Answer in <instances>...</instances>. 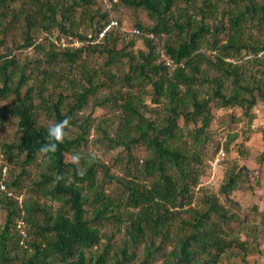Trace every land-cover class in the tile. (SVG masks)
Wrapping results in <instances>:
<instances>
[{
  "label": "trees",
  "instance_id": "16d2710c",
  "mask_svg": "<svg viewBox=\"0 0 264 264\" xmlns=\"http://www.w3.org/2000/svg\"><path fill=\"white\" fill-rule=\"evenodd\" d=\"M108 1L112 6L119 0ZM121 2L143 8L153 24L138 22V34L114 25L101 36L111 20L108 12L92 9L97 0H0V47L5 35L12 38L0 50V101L10 100L0 106V130L11 122L17 127L11 140L0 142V264H218L236 247L248 254L239 237L245 222L232 228L237 215L215 193L196 199L195 189L209 175L201 178L192 163L201 156L192 147L209 145L213 103L240 107L251 123L258 98L264 100V0ZM55 28L59 34L53 40ZM128 35L142 38L146 49L127 51L133 39L118 48ZM165 35L163 44L159 37ZM28 47L38 55L21 58L19 51ZM94 56L106 66L89 65ZM104 88L108 94L98 96ZM153 103L161 109L155 111ZM89 106L92 113L108 106L117 114L113 121L92 114L81 119L80 111ZM65 116L71 119L55 151H41L49 142L48 125ZM92 123L107 149L126 150L128 177L117 178L126 200L103 190L97 182L102 163L82 151ZM191 123L196 127L186 134ZM187 135L192 145L184 147ZM229 144H217L218 151ZM137 146L148 152L142 167L134 162ZM30 166L38 167V175L25 185ZM244 170L250 171L230 168L219 193L228 197L239 189ZM24 187L29 195L20 202L13 192ZM48 201L59 205L53 209ZM110 220L126 232L119 245L112 243L115 231L111 236L101 231Z\"/></svg>",
  "mask_w": 264,
  "mask_h": 264
},
{
  "label": "rangeland",
  "instance_id": "374dc122",
  "mask_svg": "<svg viewBox=\"0 0 264 264\" xmlns=\"http://www.w3.org/2000/svg\"><path fill=\"white\" fill-rule=\"evenodd\" d=\"M197 4H201L202 0H196ZM21 1L14 2L12 6H19ZM180 4L184 5L183 2ZM100 8V12H108L109 18L113 20H118L121 24L119 27L121 31L133 33L130 29L134 28L138 22L143 25L150 27L153 24V20L150 18L147 11H144L143 8H131L126 6L119 0L116 5L110 6L108 0H97V3L92 5V9L96 10ZM11 12V11H10ZM220 17H222L220 15ZM219 17V20H221ZM97 20L99 18L97 17ZM102 23L105 22L103 19ZM115 20V21H116ZM227 20V17L225 18ZM207 22H213L212 19L207 18ZM96 26V25H95ZM117 26V25H116ZM88 33H93V31L89 30ZM115 33H117L115 31ZM46 35L43 33L42 35ZM59 31L57 28L50 33V36L53 40L57 38ZM227 33L224 32L221 34L222 38H226ZM17 41H22L20 36L13 35ZM151 36V35H150ZM3 37V32L0 31V39ZM168 36H161L159 39L164 44L165 38ZM42 37L39 38L40 41ZM131 39L135 40L134 45L129 47L127 51L133 50L134 54H137L139 50L146 49L143 39L140 37H131L127 36L124 41H120L118 48L125 47ZM5 44L7 40V44L12 43L11 35H5ZM2 45L0 47L1 51H5L6 45ZM163 52V51H161ZM213 53L215 51H212ZM20 57L25 58H34L38 55V52L35 51V48L28 47L24 48L22 51H19ZM167 58L165 60L167 62ZM127 60V57L124 59ZM106 60L104 58H100L94 56L93 58H89V65H95L96 67H105ZM1 63V61H0ZM32 83V81H31ZM26 88V87H25ZM108 89H103L98 96L107 95ZM109 96H111L109 94ZM147 101L151 102V95H148ZM10 100H1L0 106L9 103ZM92 103V100H91ZM90 103V105H91ZM161 105L153 103V109L160 108ZM92 107H87L86 109H82L79 113L80 118H85L87 115H91L95 119L100 118H110L113 121L114 116H116V112L109 109L108 106L99 107L97 106L94 112H91ZM212 114L213 120L211 122L210 127H208L207 132L211 134V139L209 145L206 149H201L199 147H192L193 152H199L200 154V162L192 161V163L199 168L200 167V176L203 178L206 175H209L203 183H200L199 186L195 189L194 195L196 199L202 197V194L207 193H215L220 197V201L223 202L229 209L232 214L237 215V219H233L231 221V227L234 229L240 228V223L245 222L246 228L239 232V237L241 240H246L248 254L247 256H243V253H238L241 251L238 247L234 248L235 254H225L223 255L221 261L218 264H264V100L258 98V103L253 109L255 114L254 120L249 123V118L244 116L243 109L236 106L234 108L230 107H217L215 103L212 104ZM161 109V108H160ZM156 111V110H155ZM152 117L156 116V112L153 111L151 114ZM47 116H43L46 119ZM179 124L183 125V118L179 120ZM199 126L201 123L198 124ZM115 126V124L113 125ZM196 127L194 123H191L187 128H185V132L189 130H193ZM16 122H11L7 124L4 130H0V142L8 138V140L12 139L16 132ZM76 129H72L71 135H74ZM230 135H233V139L229 141ZM103 137V133L101 130H98L95 123H92V129L89 136V145L82 148V151L87 154H91L93 158L98 159L103 167L98 168L97 172V182L102 186L103 190H105L108 194H112L114 197H121L126 200L127 192L124 190V186L121 182L117 180V178L126 179L128 173L126 171V167L129 165L127 162L128 158L126 155V150L124 147H116L114 149H107L106 144L101 142V138ZM187 139L189 143H187L184 147L191 146V137L187 135L184 137ZM227 142H230L228 149L223 147L225 150V155H218L217 144H222L225 146ZM135 159L139 160V165L142 167L143 160L148 156V152L143 146L134 147L133 150ZM117 157L123 158L122 161L117 159ZM217 158V159H216ZM68 159H71V156H68ZM216 160H221L220 164H215ZM133 164V163H132ZM5 165L8 166L7 163ZM202 165V167H201ZM10 166V165H9ZM134 166V165H133ZM246 166L250 169L249 172L246 170L243 171V177L246 178L244 181H241L240 188L233 191L231 195L225 197L221 193H219V189L223 179L226 176L227 171L230 168H235L236 171L242 167ZM10 168L9 167V175L8 180L10 179ZM38 167L30 166V176L25 177V185H30L32 180L38 175ZM206 171L205 174H203ZM19 169H17L16 173L18 174ZM108 174V175H107ZM148 180V179H147ZM146 180V181H147ZM147 183V182H146ZM201 185H208L209 189L198 190ZM15 191V190H14ZM19 197L24 198L29 195L27 192V187H24L18 191H15ZM195 204V202L193 203ZM48 205L53 209L58 207V203L53 201H48ZM89 213L92 211L91 206H87ZM124 208H122V212H124ZM132 212V211H131ZM117 227L115 226L113 221H105L102 225L101 231L107 233L111 236L112 231H115L117 234L114 236L112 243L121 244L124 239H126V232L123 230L122 232L117 231ZM105 242V241H104ZM161 239H157L156 244H160ZM171 246H166L165 250H170ZM143 256V251H140V257ZM161 256L157 259L158 263H161Z\"/></svg>",
  "mask_w": 264,
  "mask_h": 264
},
{
  "label": "clouds",
  "instance_id": "9594fccd",
  "mask_svg": "<svg viewBox=\"0 0 264 264\" xmlns=\"http://www.w3.org/2000/svg\"><path fill=\"white\" fill-rule=\"evenodd\" d=\"M116 20V19H115ZM113 20L111 19V21L107 24V26L105 27V29L103 30L105 32V34L112 29V27H114V25L116 26H120L121 24L119 23L118 20ZM136 27V26H135ZM137 28V27H136ZM102 31V32H103ZM125 33V32H124ZM128 33V32H126ZM136 34V33H135ZM105 36V35H104ZM71 117L69 116H65L64 119L56 121V122H52L48 125L47 127V134H46V138L49 141L48 143H45L43 145H41V151H55L57 144L55 143V141H59L62 140L63 136L65 135V128L66 125H68L69 121H70ZM7 166V165H6ZM5 166V167H6ZM8 169V167H7Z\"/></svg>",
  "mask_w": 264,
  "mask_h": 264
},
{
  "label": "built area",
  "instance_id": "2783aa9c",
  "mask_svg": "<svg viewBox=\"0 0 264 264\" xmlns=\"http://www.w3.org/2000/svg\"><path fill=\"white\" fill-rule=\"evenodd\" d=\"M133 33H136V34H138V33H140V30L138 29V28H136V27H134V28H131L130 29ZM101 36H104L105 35V32L103 31V32H101V34H100ZM264 52V51H263ZM262 52V53H263ZM249 57V56H248ZM231 60H234V59H232V58H230ZM169 60V59H168ZM218 155H225V151H224V149L222 148L220 151H219V153H218ZM217 159V158H216ZM215 159V163H213V165H215V164H220V159L219 160H216ZM4 175L6 176L7 175V166L6 167H4ZM2 188L3 189H5V185H2ZM9 194H12L11 192L9 193ZM19 200H20V202H22V200H23V198L22 197H19Z\"/></svg>",
  "mask_w": 264,
  "mask_h": 264
}]
</instances>
